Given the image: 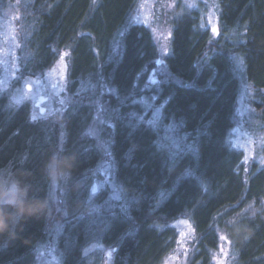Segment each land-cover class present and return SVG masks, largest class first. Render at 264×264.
<instances>
[{"label": "trees", "instance_id": "16d2710c", "mask_svg": "<svg viewBox=\"0 0 264 264\" xmlns=\"http://www.w3.org/2000/svg\"><path fill=\"white\" fill-rule=\"evenodd\" d=\"M217 3V37L201 25L204 11L176 7L167 76L156 88L161 117L149 124L135 99L158 51L151 30L130 23L137 0H0V15L19 11L21 77L46 71L66 50L71 86L115 91L111 107L119 117L110 151L129 203L126 213L111 214L99 210L101 199H91L103 154L89 130L90 95L62 118L34 120L28 106H12L1 94L0 192L15 186L18 200L0 203L9 217L0 264H35L47 241L54 159L67 179L61 264H102L94 245L111 250V264H163L177 239L170 224L181 218L196 235L189 264H211L222 234L232 264H264V169L254 163L247 170L243 153L228 143L236 123L237 64L264 125V0ZM165 132L171 143L162 141Z\"/></svg>", "mask_w": 264, "mask_h": 264}, {"label": "rangeland", "instance_id": "374dc122", "mask_svg": "<svg viewBox=\"0 0 264 264\" xmlns=\"http://www.w3.org/2000/svg\"><path fill=\"white\" fill-rule=\"evenodd\" d=\"M16 5V4H15ZM17 6V5H16ZM197 9L203 12L201 25L213 27L218 35V3L217 0H137L130 23L142 25L151 30L153 41L158 51L156 68L147 69L146 83L142 96L135 99L142 106V117L149 124L157 123L161 117V105L158 102L156 88L165 75L164 58L169 53L171 39V20L176 7ZM180 7V8H181ZM19 11L12 7L0 15V95L8 94L12 106H28L30 116L34 120L62 118L64 112L73 104L90 95L86 100L92 107L90 134L99 137V145L103 158L92 177V200H99V210L111 213L119 210L126 213L129 203L125 198L120 184L115 177V163L111 155L112 132L118 110L111 107V99L117 100L115 91L104 85L98 87L82 85L74 88L69 81V52L62 51L53 65L46 71L28 78L21 77V38ZM239 69L240 87L238 94L236 123L229 132L228 143L244 155V164L249 170L256 163L264 169V125L258 120L253 100L254 91L243 78V69ZM90 88V89H89ZM147 90V91H146ZM84 99V98H83ZM136 113L134 115H139ZM115 116H117L115 118ZM135 118V117H134ZM165 143H171L167 132L162 136ZM180 142V141H179ZM185 146V142H180ZM58 159L50 164L51 188L49 194L50 218L48 224V239L39 245L36 251L35 264H61L63 253L58 248L59 236L66 222L65 206L66 177L57 167ZM105 194V197L102 195ZM18 190L15 186H4L0 192V203H16ZM98 210V209H97ZM175 228L177 239L173 251L166 257L163 264H189L190 255L195 247L196 235L192 223L181 218L170 224ZM92 250L102 256V264H111V250L102 246H92ZM234 254L231 244L225 235H220L218 250L212 254L211 264H232Z\"/></svg>", "mask_w": 264, "mask_h": 264}, {"label": "clouds", "instance_id": "9594fccd", "mask_svg": "<svg viewBox=\"0 0 264 264\" xmlns=\"http://www.w3.org/2000/svg\"><path fill=\"white\" fill-rule=\"evenodd\" d=\"M0 221H3V224L0 225V235H4L9 228V217L8 214L3 211L2 207H0Z\"/></svg>", "mask_w": 264, "mask_h": 264}, {"label": "snow or ice", "instance_id": "6c2138e0", "mask_svg": "<svg viewBox=\"0 0 264 264\" xmlns=\"http://www.w3.org/2000/svg\"><path fill=\"white\" fill-rule=\"evenodd\" d=\"M212 31H213V33H215L216 32V28L213 27ZM33 119H35V117H33ZM0 223H2V222H0Z\"/></svg>", "mask_w": 264, "mask_h": 264}]
</instances>
